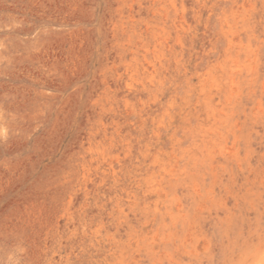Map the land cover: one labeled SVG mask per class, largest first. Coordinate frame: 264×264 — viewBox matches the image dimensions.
Instances as JSON below:
<instances>
[{
    "label": "rangeland",
    "instance_id": "obj_1",
    "mask_svg": "<svg viewBox=\"0 0 264 264\" xmlns=\"http://www.w3.org/2000/svg\"><path fill=\"white\" fill-rule=\"evenodd\" d=\"M0 264H264V0H0Z\"/></svg>",
    "mask_w": 264,
    "mask_h": 264
}]
</instances>
